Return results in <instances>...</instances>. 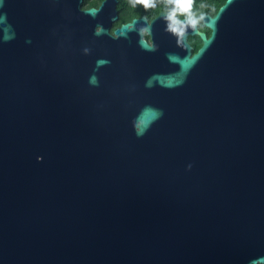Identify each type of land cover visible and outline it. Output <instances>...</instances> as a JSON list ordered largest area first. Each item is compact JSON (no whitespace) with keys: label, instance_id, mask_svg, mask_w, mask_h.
I'll list each match as a JSON object with an SVG mask.
<instances>
[{"label":"water","instance_id":"95a60500","mask_svg":"<svg viewBox=\"0 0 264 264\" xmlns=\"http://www.w3.org/2000/svg\"><path fill=\"white\" fill-rule=\"evenodd\" d=\"M84 2L0 3V264H264V0Z\"/></svg>","mask_w":264,"mask_h":264},{"label":"trees","instance_id":"16d2710c","mask_svg":"<svg viewBox=\"0 0 264 264\" xmlns=\"http://www.w3.org/2000/svg\"><path fill=\"white\" fill-rule=\"evenodd\" d=\"M104 0H85L84 7H99ZM227 0H119L118 9L121 14V24L131 22L135 18L147 17L149 20L157 17L161 12H169L175 19L189 18L197 22L202 29L208 30L201 21L203 14L214 16ZM193 52L202 45L199 36L190 37Z\"/></svg>","mask_w":264,"mask_h":264},{"label":"flooded vegetation","instance_id":"af4514ba","mask_svg":"<svg viewBox=\"0 0 264 264\" xmlns=\"http://www.w3.org/2000/svg\"><path fill=\"white\" fill-rule=\"evenodd\" d=\"M96 8H97V7H96ZM118 14H119L118 21L114 24V27H113L112 31H114L116 28H118V27H120V26L123 25V24H121L120 26L115 27V25H116L118 22H120V19H121V14H120L119 9H118ZM150 20H152V19H150ZM127 23H128V22H127ZM124 24H125V23H124ZM198 25H199V24H198ZM199 29H200V31H202V32H206L208 36L210 35V30H209V29H208V30H204V29L201 28L200 25H199ZM146 39L150 42V38H149L148 36H146Z\"/></svg>","mask_w":264,"mask_h":264},{"label":"snow or ice","instance_id":"6c2138e0","mask_svg":"<svg viewBox=\"0 0 264 264\" xmlns=\"http://www.w3.org/2000/svg\"><path fill=\"white\" fill-rule=\"evenodd\" d=\"M3 2V0H0V3H2Z\"/></svg>","mask_w":264,"mask_h":264}]
</instances>
